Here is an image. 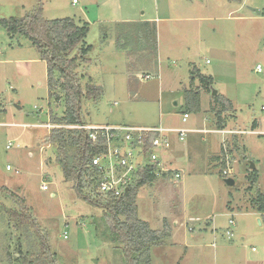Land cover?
I'll list each match as a JSON object with an SVG mask.
<instances>
[{
  "label": "rangeland",
  "instance_id": "1",
  "mask_svg": "<svg viewBox=\"0 0 264 264\" xmlns=\"http://www.w3.org/2000/svg\"><path fill=\"white\" fill-rule=\"evenodd\" d=\"M38 6L45 20L89 24L85 42L91 50L75 72L83 78V93L90 79L103 96H83L86 124L215 129L210 108L216 104L202 88L203 76L232 104L223 114L227 128L259 132L234 135L237 149L229 152L227 166L233 186L219 175L221 163L206 169L217 152L205 154L202 138L214 133L189 132L182 141L169 134L166 158L184 171L177 184L156 178L161 187L147 184L136 199L138 218L160 236L150 250L151 264H264V221L245 212L257 191L264 195V0H0V19L21 18ZM153 18L158 20L148 29L139 23ZM7 34L0 26V188L31 211L55 264H125L122 246L110 241L104 211L76 196L56 163L55 146L45 143L49 114H64L63 101L48 99L45 63L26 37ZM258 65L263 73L255 72ZM191 88L201 90V111L182 123ZM8 142L20 148L6 150ZM251 165L258 180L248 190ZM9 210L17 207L0 191V264H47L39 235ZM190 217L199 220H183Z\"/></svg>",
  "mask_w": 264,
  "mask_h": 264
},
{
  "label": "trees",
  "instance_id": "2",
  "mask_svg": "<svg viewBox=\"0 0 264 264\" xmlns=\"http://www.w3.org/2000/svg\"><path fill=\"white\" fill-rule=\"evenodd\" d=\"M228 2H240V0H226ZM0 26L6 30L12 39L15 35L26 37L31 46L37 51L39 58L46 65L48 99L63 101L64 114L58 118L51 112L49 124L62 126L87 125L81 114L83 96L90 100H100L103 96L101 88L87 80L84 87L81 85L82 76L76 74L75 70L84 61L91 47L85 42L88 34L89 24L77 22L72 18L59 20H45L42 16V8L37 7L21 18L0 19ZM153 24L143 23L148 29ZM156 50V40L153 44ZM76 50L77 56H71ZM202 88L209 90L212 85L210 78L199 77ZM186 111L198 113L200 111V90L190 89L186 92ZM216 107L210 108L214 113L216 126L223 127L224 112L232 108V104L220 95L214 97ZM53 113V114H52ZM154 135L146 139V148ZM45 143L55 146L56 163L60 166L63 178L73 183L76 196L85 203L102 209L105 213L110 241L122 246L125 264H151L150 250L153 245L160 241L156 231L150 229L149 225L137 216L136 198L139 189L152 183L156 178V165L141 169L137 174V180L119 198L103 196L96 192L101 175L92 166L91 159L106 150L105 140L98 137L95 142L89 139V132L70 128H53L45 137ZM237 140L233 136L229 143V152L237 149ZM219 175L222 176L225 165L221 163ZM249 184L248 190L255 186L258 174L255 169L250 170L246 177ZM0 191L7 192L15 203L17 210H9L12 218L21 225L31 226L40 237V256L47 260V264H55L54 256L50 252L47 236L41 232L36 225L31 211L25 207V203L5 188ZM251 211L259 213L264 221V195L257 191L251 199ZM249 208H246L248 210ZM167 234L162 233V236ZM21 256V252H18Z\"/></svg>",
  "mask_w": 264,
  "mask_h": 264
},
{
  "label": "built area",
  "instance_id": "3",
  "mask_svg": "<svg viewBox=\"0 0 264 264\" xmlns=\"http://www.w3.org/2000/svg\"><path fill=\"white\" fill-rule=\"evenodd\" d=\"M75 3V1L73 2ZM256 73H263L262 68L258 65L255 68ZM150 78L149 75L144 77L145 80ZM264 113V105L261 107ZM188 114L184 113L182 122L185 123ZM48 129L53 128H70L89 132V139L95 142L98 137L105 140V152L94 156L91 159L92 166L96 168L101 175V181L98 183L96 192L103 196H113L119 198L130 186H133L137 180V174L141 169L152 167L156 165V176L168 175L172 177L174 182L180 178V174L170 170L165 166L163 161V154L169 148V140L167 134H177L180 141H182L188 132L185 129H165L162 127H133V126H98V125H76V126H62V125H45ZM257 134L259 132H244V131H224V134L238 135V134ZM154 135L149 142V148H146V139L149 135ZM12 148L19 149V145H14L8 142L5 146L6 150ZM231 155L228 151L227 143H223L221 163L224 162V169L222 170L223 177H229L232 170L227 168ZM6 171H12L10 166H6ZM16 173H18L16 171ZM42 191H48V185L42 186ZM235 226V222L231 218L228 221L225 235L227 239L233 237L231 228ZM215 246V244L213 245Z\"/></svg>",
  "mask_w": 264,
  "mask_h": 264
},
{
  "label": "crops",
  "instance_id": "4",
  "mask_svg": "<svg viewBox=\"0 0 264 264\" xmlns=\"http://www.w3.org/2000/svg\"><path fill=\"white\" fill-rule=\"evenodd\" d=\"M155 20H158V18H153V19H146V20H139V23H141V24H143V23H149V24H153V25H155ZM124 22H129V23H131L132 21L131 20H125ZM8 35V37H9V34H7ZM10 38V37H9ZM11 39V38H10ZM13 39V38H12ZM155 40H156V38H155ZM156 50H157V40H156ZM211 87V86H210ZM210 87H209V90H208V92H209V94H210V97L211 98H214L213 96H211V92H210ZM217 95H220L219 93H218V91H217ZM216 95V96H217ZM231 103V102H230ZM210 108V107H209ZM200 111H201V90H200ZM199 111V112H200ZM208 112H209V109H208ZM184 114V113H183ZM209 115H210V112H209ZM212 115V114H211ZM224 117H225V115H224ZM182 118L183 117H181V121H182ZM211 120H213L212 118H211ZM230 121H231V119H229ZM227 120H224V123H225V125H226V127H224V124L222 125L223 126V128L221 127V128H218L216 125H214V123H213V121H212V124H213V127H215V129L214 128H211V129H207V128H204V129H199V128H202V127H199V128H190V129H188V128H183V127H167V128H165V127H162V126H160V127H162V128H165V129H185V130H188V132L187 133H189V132H193V134L194 133H198V132H200V133H203L204 135H211L212 133H214V135H212V136H207V139H205V138H202L203 139V142H205L206 144H207V146H208V148H207V151L205 152V154H215L216 152H217V156H215V155H213V156H209L208 158V166H207V170H208V172H210V167H212L213 166V164H215L216 162L217 163H221L220 161H221V155H222V146H223V143L225 142V143H227V146H228V144L232 141V139H233V136L234 135H228V134H224V131L226 132V131H238L237 129H230V128H227V126H228V124H227V122H226ZM232 122H234V120H232ZM183 123V122H182ZM257 123V122H256ZM120 125V124H119ZM114 126V125H113ZM122 126H127V125H122ZM149 127H153L152 125L150 126V125H145V126H142L141 128H149ZM155 127V126H154ZM157 127V126H156ZM159 127V126H158ZM257 127V124L253 127V128H256ZM253 130V129H252ZM251 130V131H252ZM239 131H244V130H239ZM244 132H247V131H244ZM250 132V131H249ZM253 132H255V131H253ZM186 133V134H187ZM218 136V135H221L222 137H220V139H216V137L215 136ZM243 135V134H242ZM167 136V138H168V140H169V134H167L166 135ZM216 146V147H215ZM170 147V146H169ZM169 149V148H168ZM167 149V150H168ZM167 150L165 151L166 152V154H167ZM218 150V151H217ZM165 152H164V154H163V161L165 162V166L167 167V168H169L170 170H173V171H175V172H178L179 174H180V171L182 170V171H184V169L183 168H179L178 166H176L175 164H177V163H173V160L172 159H170V160H167V158H166V155H165ZM169 153V152H168ZM206 169L205 170H203V171H201L200 173H205L206 174ZM180 170V171H179ZM181 171V172H182ZM162 177H164L165 179H169V180H172V177L171 176H168V175H164V176H162ZM157 178H159V177H157ZM159 179H155L152 183H150L149 185H150V187L151 188H154V187H157V188H159V187H161V185H158V183H160V182H158L157 183V181H158ZM174 182V181H173ZM223 182H224V180H223ZM174 184H177V182H174ZM146 186V185H145ZM144 187V186H143ZM143 187H141L140 189H139V191L143 188ZM139 194V193H138ZM138 196V195H137ZM137 199V198H136ZM136 208H137V214H138V207H137V205H136ZM230 207H228V210L230 211L231 210V208L229 209ZM245 212L246 213H253V214H256V212L255 211H251V210H245ZM185 213H187V212H185ZM188 214V213H187ZM138 216V215H137ZM179 219H181V216L182 215H180L179 214ZM230 216V215H229ZM183 220H190V222H197L199 219L197 218V217H193V218H187V219H183ZM144 222H146L148 225H149V223L147 222V221H144ZM260 223V222H259ZM150 227V226H149ZM191 231H195V228H192V229H190ZM215 232V229H213V233Z\"/></svg>",
  "mask_w": 264,
  "mask_h": 264
},
{
  "label": "water",
  "instance_id": "5",
  "mask_svg": "<svg viewBox=\"0 0 264 264\" xmlns=\"http://www.w3.org/2000/svg\"><path fill=\"white\" fill-rule=\"evenodd\" d=\"M252 11H255L257 12V14H259L260 12L257 10V9H253L251 8ZM210 92H211V96L215 97L217 95V91L211 86L210 87ZM254 169V166L251 165L250 167V170H253ZM224 183L227 185V186H233L234 185V181L231 179V178H227L224 180Z\"/></svg>",
  "mask_w": 264,
  "mask_h": 264
}]
</instances>
